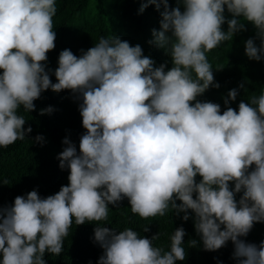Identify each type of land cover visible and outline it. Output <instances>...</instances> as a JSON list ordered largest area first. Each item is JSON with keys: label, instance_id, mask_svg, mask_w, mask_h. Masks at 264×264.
I'll use <instances>...</instances> for the list:
<instances>
[{"label": "clouds", "instance_id": "1", "mask_svg": "<svg viewBox=\"0 0 264 264\" xmlns=\"http://www.w3.org/2000/svg\"><path fill=\"white\" fill-rule=\"evenodd\" d=\"M177 4L183 11L170 8L168 0H146L139 10L163 6L160 30H153L148 43L166 50L168 70L167 62L155 66L139 44L102 36L80 56L62 50L52 73L45 62L55 48V0H0V148L25 140L32 129L24 127L19 110H35L34 101L49 89L68 90L81 101L85 130L79 151L68 137L62 141L57 159L69 172L66 186L45 198L33 190L0 206V264H45L46 253L63 251L73 222L97 223L93 240L103 250L97 264L183 261V227L175 229L165 250L154 246L159 232L149 239L132 228L101 226L108 206L124 199L142 220L171 210L188 221L190 211L205 251L231 241L237 264H264V241L241 239L264 222V91L241 101L237 110L228 107L238 95L230 90L222 114L219 104L197 99L210 86L220 87L206 54L246 31L245 22L256 29L245 42V55L254 61L264 57V0ZM52 111L48 107L40 115Z\"/></svg>", "mask_w": 264, "mask_h": 264}, {"label": "trees", "instance_id": "2", "mask_svg": "<svg viewBox=\"0 0 264 264\" xmlns=\"http://www.w3.org/2000/svg\"><path fill=\"white\" fill-rule=\"evenodd\" d=\"M97 2L98 11L94 19L82 26L74 27L73 16L84 13L90 0H55L57 8L53 17L55 48L47 53L46 70L54 73L62 50L70 49L73 54L80 56L82 50L87 51L93 47L102 36L119 37L132 46L139 44L143 54L155 61V66L167 62L166 70L171 68V60L166 50L148 43L154 39L153 30H160L162 5L159 11L154 5H149L141 13L139 10L146 0H116L111 9L112 13H109L102 0ZM168 4L170 8L180 6L183 11L182 4L178 5L177 0H168ZM224 15L226 19L232 18L227 12ZM222 29L227 31V23L222 25ZM249 37L247 31H242L235 34L232 40L222 42L206 54L212 66L214 83H218L220 87L210 86L197 99L219 104L221 114L226 110L223 100L230 90L237 89L238 95L228 107L237 110L241 101L250 102L253 96H259L264 91V57L260 61L248 59L244 45ZM256 43L259 46V42ZM50 78L53 83L56 82L54 75ZM80 102L68 90L56 93L49 89L34 101L35 110L28 113L22 108L19 110V114L26 119L24 127H31L32 131L25 140L17 141L7 148H0V180L8 181L7 184H0V206H11L17 196H26L33 190H36L41 198H45L56 194L61 186L68 184L69 172L67 169H60L57 156L64 148L62 141L65 137H68L79 151V139L85 132L78 111ZM48 107L53 109L52 113L40 115V111ZM37 136H42L44 140L41 143L35 142ZM199 180L200 177H196V181ZM230 187L234 185L230 184ZM240 195L242 193L237 194V201ZM179 203L177 201V204ZM108 207V219L100 222L101 226L117 232L132 228L141 237L149 239L159 232L160 239L154 241V246L163 247L165 250L170 247L169 238L175 229L183 227L186 235L182 246L186 255L183 261H177L176 264H237L233 258L234 246L231 241L216 251L203 249L200 237L194 230L190 211L188 221H182L171 210L163 217L142 220L131 213L127 199L122 200L118 206ZM96 226L95 222H85L82 225H75L73 222L69 235L64 240L63 251L57 256L46 253L45 264H97L103 250L93 240V230ZM144 227H148L149 231L144 232ZM193 239L197 241V245L190 247L189 241ZM241 239L259 245L264 241V222L254 224L249 234Z\"/></svg>", "mask_w": 264, "mask_h": 264}, {"label": "rangeland", "instance_id": "3", "mask_svg": "<svg viewBox=\"0 0 264 264\" xmlns=\"http://www.w3.org/2000/svg\"><path fill=\"white\" fill-rule=\"evenodd\" d=\"M104 2L105 8L109 13H112L111 9L113 8V5L115 4L116 0H102ZM98 11V2L97 0H90V4L86 11L82 14H75L72 18V24L74 27H79L84 25L88 21H92L96 15V12ZM227 12V11H225ZM246 25V31L247 35H249V38H252L256 34V29L251 23L245 22ZM248 38V39H249ZM257 42L260 43L259 40Z\"/></svg>", "mask_w": 264, "mask_h": 264}]
</instances>
